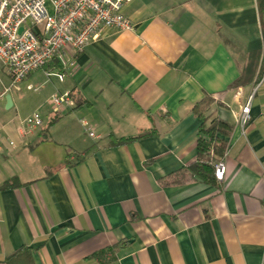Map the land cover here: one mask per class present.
Instances as JSON below:
<instances>
[{
	"label": "crops",
	"instance_id": "obj_1",
	"mask_svg": "<svg viewBox=\"0 0 264 264\" xmlns=\"http://www.w3.org/2000/svg\"><path fill=\"white\" fill-rule=\"evenodd\" d=\"M122 12L133 29L107 28L73 65L56 59L19 83L44 100L25 114L20 93L7 108L1 80L0 264L20 248L35 264H264V10L132 0ZM66 91L73 103L54 114L49 97ZM206 95L233 125L214 183L174 176L197 157L193 108ZM35 111L41 127L24 122Z\"/></svg>",
	"mask_w": 264,
	"mask_h": 264
},
{
	"label": "built area",
	"instance_id": "obj_2",
	"mask_svg": "<svg viewBox=\"0 0 264 264\" xmlns=\"http://www.w3.org/2000/svg\"><path fill=\"white\" fill-rule=\"evenodd\" d=\"M132 0H0V60L12 84L17 85L54 60L73 65L70 57L82 52L105 29H133L122 8ZM60 80L64 74L56 73ZM30 87V86H29ZM249 96L242 105L239 124L245 131L251 121ZM51 111L61 113L72 104L70 92H55L49 99ZM24 122L41 127L43 118L37 111ZM91 137L96 136L89 122L82 120ZM224 157L215 162V176L223 180Z\"/></svg>",
	"mask_w": 264,
	"mask_h": 264
},
{
	"label": "trees",
	"instance_id": "obj_3",
	"mask_svg": "<svg viewBox=\"0 0 264 264\" xmlns=\"http://www.w3.org/2000/svg\"><path fill=\"white\" fill-rule=\"evenodd\" d=\"M261 10H264V0H258ZM249 61L248 67L244 69L242 75L232 84L234 87L245 85L248 81V74H252L256 63ZM216 105L214 98L210 95L204 96L194 105V111L201 119V124L197 131V157L196 159L181 168L174 176H182L187 178L190 176L199 177L205 182L214 183L215 162L221 159L227 148L226 138L233 131V125L223 120L216 114ZM139 137V136H137ZM137 137L120 138L119 143H125ZM181 178V177H179ZM8 184L16 185L17 182H8ZM121 247V243L115 244L111 249L116 251ZM106 251H100L95 254L101 258ZM6 264H35L33 256L28 248H20L6 258Z\"/></svg>",
	"mask_w": 264,
	"mask_h": 264
},
{
	"label": "rangeland",
	"instance_id": "obj_4",
	"mask_svg": "<svg viewBox=\"0 0 264 264\" xmlns=\"http://www.w3.org/2000/svg\"><path fill=\"white\" fill-rule=\"evenodd\" d=\"M2 62L0 60V67L2 68ZM1 80L5 81V84L8 87V94H16V93H20L23 96V105L21 108V114H25L28 110L31 109V107L33 105H36L38 102H43V98L42 97H36L35 96V91L33 90H27L25 88H18L19 84L14 85L12 84L11 79L9 78V76L7 74H0V86H1ZM47 104H45L43 109H47Z\"/></svg>",
	"mask_w": 264,
	"mask_h": 264
},
{
	"label": "water",
	"instance_id": "obj_5",
	"mask_svg": "<svg viewBox=\"0 0 264 264\" xmlns=\"http://www.w3.org/2000/svg\"><path fill=\"white\" fill-rule=\"evenodd\" d=\"M7 108L11 107L13 102H12V97L10 94H7Z\"/></svg>",
	"mask_w": 264,
	"mask_h": 264
}]
</instances>
